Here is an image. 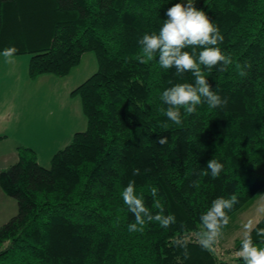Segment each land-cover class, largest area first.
I'll return each instance as SVG.
<instances>
[{
    "label": "trees",
    "instance_id": "1",
    "mask_svg": "<svg viewBox=\"0 0 264 264\" xmlns=\"http://www.w3.org/2000/svg\"><path fill=\"white\" fill-rule=\"evenodd\" d=\"M177 2L0 0V53L15 46V55L30 54L31 79L67 76L87 52L98 62L97 71L72 91L81 99L86 129L75 132L48 168L34 149L20 145L16 161L0 171L1 190L18 207L0 225V264H243L236 256L241 238L228 249L227 261L203 250L190 234L214 199L237 194L231 216L264 193V0H196L219 27L224 40L218 46L234 63L226 72L219 66L203 70L227 105L203 103L191 115L181 109L179 126L160 111L167 107L160 96L174 84L194 83V77H177L155 59H136L138 40L157 32ZM160 136L168 143L159 145ZM214 158L224 165L220 176L201 175ZM133 180L153 213L150 186L158 188L174 225L152 222L143 233L128 231L135 218L121 192ZM259 221L264 228V214ZM184 235L188 259L172 243ZM252 238L264 246L255 230Z\"/></svg>",
    "mask_w": 264,
    "mask_h": 264
},
{
    "label": "clouds",
    "instance_id": "2",
    "mask_svg": "<svg viewBox=\"0 0 264 264\" xmlns=\"http://www.w3.org/2000/svg\"><path fill=\"white\" fill-rule=\"evenodd\" d=\"M166 19L157 32L145 33L139 40L140 51L136 56L139 63L144 64L157 60L162 69H175L176 76L183 78L185 73H191L194 83H177L165 89L160 100L166 108L160 111L176 125L182 124V113L185 115L194 114L197 107L206 103L209 108L226 106L228 101L212 89L211 84L204 75V69L209 72L219 66L220 72L228 71L234 63L230 54H225L218 46L223 42L224 37L219 27L197 8L196 0H179L172 4L164 13ZM186 49H191L187 51ZM18 52L15 46L6 47L2 54L6 63H12L10 59ZM236 67L241 69L240 76H246V71L237 63ZM244 67H250L245 65ZM167 127V125H165ZM156 142L163 146L168 143V137H157ZM224 165L215 158L208 161L206 169L201 170V175L213 179L220 176ZM140 170L134 169L133 175H139ZM193 187L199 188V181H194ZM150 193L153 198V211L146 206L143 193H137L135 181H129L121 192V197L127 209L134 216V222L128 225L129 232L143 233L145 226L156 222L162 228H169L176 223L173 214H165L164 205L158 196V188L150 186ZM239 203L237 194L229 197H218L214 199L211 206L203 212L200 217L199 230L191 233L195 242L206 251H213L218 244L222 230L230 223L229 213ZM264 212V208L261 209ZM119 223V217L116 222ZM259 220L249 219L243 225V235L240 240L239 250L236 256L243 261V264H264V246L254 243L252 238L253 230L257 236L264 237V228H258ZM184 229V225H181ZM172 243L183 249L184 259L190 257L188 251L189 235L176 238ZM260 244H264L261 240Z\"/></svg>",
    "mask_w": 264,
    "mask_h": 264
},
{
    "label": "rangeland",
    "instance_id": "3",
    "mask_svg": "<svg viewBox=\"0 0 264 264\" xmlns=\"http://www.w3.org/2000/svg\"><path fill=\"white\" fill-rule=\"evenodd\" d=\"M22 55H26L27 57H29V59L31 57L30 54ZM97 68L98 62L96 54L94 52H87L82 57L80 64L73 68L68 76L59 77L52 74L58 78V81L56 83L50 82L52 89L49 91V93H47L48 89L45 88L47 86L46 84H39V86L41 87L40 104L38 107L32 110L33 112L31 111L32 114L31 112L26 111L25 116L26 118H30L31 116L34 120L42 124L45 121L53 120L52 122L55 123V126L52 130L58 131L57 136L54 141V138L50 133L49 140H47L50 142L48 147L45 145L47 141L44 142L35 135L31 136L30 134L25 133V135L23 134V137L25 136L24 139L28 140L24 141L26 144L29 142V139L31 137H34L31 142L36 147V149L34 150H36L38 161L42 166L47 168L50 167L53 155L58 150H60V148H63L60 143L62 142L63 134L68 129L66 123L69 122L70 116L72 118V120H70L72 125H74V123L78 121L77 127L73 128L75 132L77 130L80 131L86 128L87 119L82 111V103L80 97H71L70 95H68L67 91H65L67 93V96H65L61 88H64V86L66 88H68L69 86L75 87L76 85L74 84H80L84 82L87 78H89L93 73L97 71ZM34 85L37 84L34 83ZM9 161L4 159L1 164H6ZM262 208H264V196L258 198L256 203L244 212L239 211L230 216V223L222 230L223 234L218 244L215 246V249L213 250L219 259L227 261H230L232 259L231 254L228 252V249L233 246L237 239L242 238L243 225L249 219H252L254 221L260 220V218L264 214V212L261 211ZM17 210L18 207L16 200L12 197L7 196L2 192V190H0V223L6 221L10 216L15 215L17 213Z\"/></svg>",
    "mask_w": 264,
    "mask_h": 264
},
{
    "label": "crops",
    "instance_id": "4",
    "mask_svg": "<svg viewBox=\"0 0 264 264\" xmlns=\"http://www.w3.org/2000/svg\"><path fill=\"white\" fill-rule=\"evenodd\" d=\"M85 54L86 53H84L83 56ZM10 59L13 62L6 63V58L0 54V171L16 161L17 148L20 145H25L31 147L32 149H36L34 144L31 142L34 137H31L29 142L26 144L24 141L28 140L24 139L25 136L23 137V134L25 135V133H28L31 136L35 135L40 138V140L46 142L49 140L50 133L55 141L58 132L56 130H52L55 126V123L52 122L53 120L45 121L42 124L34 120L31 116L30 118H26L25 116L26 111L31 112L40 104L41 87L39 84H46L47 86L45 88L48 89L47 93H49V91L52 89L50 82L56 83L58 78L52 74H44L36 79H31L28 72L30 61L29 57L20 54L14 55ZM34 83L37 85H34ZM80 84L74 85L77 87ZM75 87L69 86L66 88L64 86V88L61 89L65 96H67V93L65 92L67 91L68 95L72 97L74 96L72 95V91L75 89ZM69 119L72 120L71 116ZM70 120L68 123H66L68 129L63 134L62 142L60 143L63 147L70 143L73 135L75 134V130L73 128L77 127L78 125V121L72 125ZM49 144V141L45 143L47 147ZM4 159L10 161L6 164H1ZM262 196H264V193L259 198ZM11 217L12 216H10L8 219ZM6 221L0 223V225Z\"/></svg>",
    "mask_w": 264,
    "mask_h": 264
}]
</instances>
